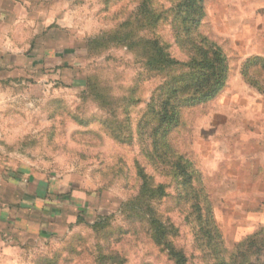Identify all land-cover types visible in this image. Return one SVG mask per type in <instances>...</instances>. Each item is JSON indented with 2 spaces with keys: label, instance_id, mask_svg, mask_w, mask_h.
Wrapping results in <instances>:
<instances>
[{
  "label": "rangeland",
  "instance_id": "1",
  "mask_svg": "<svg viewBox=\"0 0 264 264\" xmlns=\"http://www.w3.org/2000/svg\"><path fill=\"white\" fill-rule=\"evenodd\" d=\"M177 2L0 1L8 26L16 14L27 16L0 54L38 53L0 69V173L49 184L45 208L52 215L53 206L57 220L43 236L0 225V264H112L114 255L124 264H172L136 226L128 229L123 205H139L144 182L163 186V197L141 200L148 216L177 229L172 242L187 264H214L217 243L229 254L264 228V0H202L189 38L181 22L173 26ZM143 3L161 19L149 30L150 16L139 15L128 28L135 43L154 38L184 63L206 41L227 63L216 95L183 107L175 127L158 128L152 97L188 68L147 72L138 46L89 47L123 29ZM177 157L189 165L184 189L171 164ZM6 192L16 214L21 195ZM121 230L128 232L122 237Z\"/></svg>",
  "mask_w": 264,
  "mask_h": 264
},
{
  "label": "trees",
  "instance_id": "2",
  "mask_svg": "<svg viewBox=\"0 0 264 264\" xmlns=\"http://www.w3.org/2000/svg\"><path fill=\"white\" fill-rule=\"evenodd\" d=\"M201 1L179 0L174 5L173 26L180 28L178 24L181 22L184 31L187 32L188 38L197 28L201 19ZM137 12V15L132 20H127L120 25V28L123 29H118L114 33L92 40L89 47L102 48L104 47L103 45L113 41H116L118 44L121 43L124 46L126 45L130 50L134 46H138L142 51L143 68L147 72L166 73L167 71L169 73L170 70L176 67L188 68L186 75L174 76V78H170L169 82L166 80L159 88L158 99L157 96L156 98L155 96L152 97L153 102L151 104L157 110L156 119L158 128L172 123L175 127L178 124V116L183 107L196 106L212 99L216 95L225 83L227 63L219 48L206 41H204L205 46H194L192 49L195 50V54L188 62L184 63L170 58L165 52V48L154 38H141L139 39V44L135 43V32L128 28L129 26L137 27V23L139 22L136 21V18L139 15L150 16L148 24L143 26L149 28V30L155 29L157 22L161 19L160 14H156L155 12L150 14V10L144 3L140 4ZM151 17L154 18L153 22H151ZM163 135H166V133ZM171 164L176 169V175L183 177L182 189H184L191 183V175L188 172L189 165L187 162H182L181 157H177ZM141 188V199L146 201L165 195L162 185L154 189L144 182ZM141 199L137 207L135 204L123 205L126 212L125 217L129 222L128 227L130 226L128 229H135L136 226L160 252L168 257L172 264H187L188 260L184 251L181 248H177L172 242V239L176 236L177 229L169 221L163 222L160 218L152 216V213L151 216H148L145 213V209L149 208L150 205ZM193 207L197 212L200 211L199 205L195 204ZM198 219L201 220V216ZM82 222V220H78V223ZM101 225L103 223L99 220L94 223L93 227L99 228ZM127 232L128 230H121L119 235L123 237ZM206 234L208 233L206 232ZM206 239L208 244L212 243V236ZM216 245V248L213 250V257L216 261L214 264H264V228L244 239L229 254L226 253V250L220 244L217 243ZM214 247L211 246L209 248ZM260 255L263 257L262 260L259 259ZM114 256V258H111L112 264L114 262H119V264L125 263V259L118 258V255ZM114 259L117 260L113 261Z\"/></svg>",
  "mask_w": 264,
  "mask_h": 264
},
{
  "label": "crops",
  "instance_id": "3",
  "mask_svg": "<svg viewBox=\"0 0 264 264\" xmlns=\"http://www.w3.org/2000/svg\"><path fill=\"white\" fill-rule=\"evenodd\" d=\"M1 1V0H0ZM10 15H8L6 12L2 11L0 12V43H4L6 40L11 43V38L15 33L16 36L20 34L19 31L15 30L17 28H20L22 24L20 23L23 21V19H26L27 16L23 17L22 14H16L14 25L8 26V19ZM21 34H23V30L21 31ZM20 46L23 44V40L20 39ZM13 42V40H12ZM15 42V40H14ZM16 44L19 42H15ZM28 49V48H27ZM2 51V50H1ZM28 51V50H27ZM25 50H21V52L17 54H8V51H4L0 54V61L5 60V64H1V70L4 72L11 70V68L7 65L11 64L15 59L20 57H34L38 53L31 49L29 52ZM23 52V53H22ZM55 57V56H52ZM51 57V58H52ZM50 58V57H48ZM49 184L48 186L44 184L42 181L40 182L37 180L35 184L33 185V182L30 180H24L20 177H16L13 174L1 172L0 173V211L2 213L0 214V225H5L7 227L15 226L17 230H19L21 233H28L29 230H32V232L36 236H43L46 232L45 229L47 225H52L53 223H56L57 220L55 216V209L52 206L51 211H53L52 215H47L48 212H46L45 205H50V203H47L46 195L47 193H52ZM13 189L14 192L21 195V203L16 206V214L14 212L11 213L12 210H14L12 206V200L9 198V202L6 197H8L6 194V189ZM53 188V184H52ZM8 203V204H7ZM52 205V204H51ZM50 205V206H51ZM18 207V208H17ZM7 211H5V209ZM9 212L11 214H9ZM50 222V223H49Z\"/></svg>",
  "mask_w": 264,
  "mask_h": 264
}]
</instances>
